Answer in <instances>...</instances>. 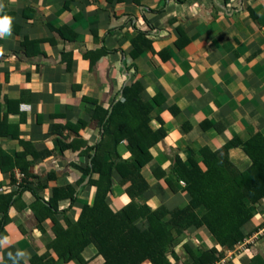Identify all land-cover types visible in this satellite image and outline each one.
Here are the masks:
<instances>
[{
    "label": "crops",
    "instance_id": "1",
    "mask_svg": "<svg viewBox=\"0 0 264 264\" xmlns=\"http://www.w3.org/2000/svg\"><path fill=\"white\" fill-rule=\"evenodd\" d=\"M2 16L10 17V31L0 37V196L13 195L14 203L0 264L18 255L29 264L47 252L66 218L77 222L91 205L104 176L107 209L128 204L130 182L117 165L132 158L129 137L159 138L141 169L148 188L134 200L152 209L190 199L170 174L177 158L189 166L193 157L205 170L203 149L233 143L231 165L251 168L242 143L264 138V0H0ZM102 119H113V128L125 119L115 145L100 147ZM159 169L178 191L154 174ZM25 183L45 200L72 185L76 199L60 200L39 222L42 204L19 189ZM245 204L253 217L241 231L251 234L249 226L264 223V198ZM195 211L202 217L207 209ZM172 245L173 264L189 259L186 245L216 247L219 264H242L226 259L234 248L216 245L205 226L190 227ZM253 245L239 257L264 259V244ZM84 253L87 264L102 263L90 260L93 247Z\"/></svg>",
    "mask_w": 264,
    "mask_h": 264
},
{
    "label": "trees",
    "instance_id": "2",
    "mask_svg": "<svg viewBox=\"0 0 264 264\" xmlns=\"http://www.w3.org/2000/svg\"><path fill=\"white\" fill-rule=\"evenodd\" d=\"M112 120H101L104 134L100 147L111 143L115 145L119 141L115 130H123L124 125L121 123H125V119L115 125L117 129L113 128ZM154 135L151 133L143 138L137 134V139L129 137L132 158L130 162L117 165L123 181L130 182L126 192L132 200L118 211L111 212L107 209L104 198L110 187L104 176L102 183H96L93 202L91 205H84L81 218L77 222L66 218L67 228L56 232L55 239L46 247L47 252L31 257L29 264H70L73 261L87 264L84 252L88 247H93L95 253L90 260L99 257L102 259L101 264H173L169 259L170 255L178 259L173 250V241L190 227L205 226L216 245L225 249L240 246L245 238L264 227V223L256 225L251 234L241 231L242 226L253 217L245 202L248 200L256 203L264 198V138L261 135L242 143L245 152L253 160L251 168L246 171H238L228 159V150L235 146L233 143H227L218 151L203 149L201 157L205 170L193 157L189 158V166L177 158V166L170 174L176 180L184 182V190L190 195V199L184 206L169 209L161 205L152 209L148 204H137L134 200L148 188L141 169L151 161L148 150L159 139L153 138ZM22 168L26 172V168ZM154 174L158 178H165L172 192L178 191L176 184L162 170L159 169ZM24 187L19 189L34 193L26 183ZM5 196H0L2 237L6 236V225L11 220L9 211L14 203L13 195ZM34 196L42 204V208L36 212L38 221L42 222L43 217L59 210L60 200L70 199L71 204L74 203L76 189L72 185L56 188L48 200L35 193ZM199 206L207 209L202 217L195 211ZM137 220H141L140 225ZM185 247L189 259L184 264H219V251L216 247L197 250H192L187 245ZM1 264L25 262L18 255ZM248 264H264V259L256 254Z\"/></svg>",
    "mask_w": 264,
    "mask_h": 264
},
{
    "label": "rangeland",
    "instance_id": "3",
    "mask_svg": "<svg viewBox=\"0 0 264 264\" xmlns=\"http://www.w3.org/2000/svg\"><path fill=\"white\" fill-rule=\"evenodd\" d=\"M254 224V223H253ZM251 225V224H250ZM253 227H252V225L251 226H249V229H251V231H254V229H252ZM262 229H264V227L262 228ZM252 236H253V234L250 236V242L247 244V243H244V244H242V245H240V246H238L237 248H234V249H232V251H228V252H226V253H228V255H227V257H226V259H231V257H238L237 259L238 260H240V261H242V264H248V259L250 260V258H248L249 257V255L247 256H244L242 259L239 257L241 254H242V252L243 251H245V249H247L248 247H250V246H252L254 243H255V245L258 243V244H264V240H263V242H262V239L261 238H263L264 239V232H263V234H260L259 235V238L258 239H252ZM249 238V237H248ZM253 247H254V245H253ZM252 247V248H253ZM259 253V252H258ZM254 256V255H253ZM232 260V259H231ZM237 261V260H236ZM238 262V261H237Z\"/></svg>",
    "mask_w": 264,
    "mask_h": 264
},
{
    "label": "clouds",
    "instance_id": "4",
    "mask_svg": "<svg viewBox=\"0 0 264 264\" xmlns=\"http://www.w3.org/2000/svg\"><path fill=\"white\" fill-rule=\"evenodd\" d=\"M10 31V17H0V37L6 36Z\"/></svg>",
    "mask_w": 264,
    "mask_h": 264
},
{
    "label": "built area",
    "instance_id": "5",
    "mask_svg": "<svg viewBox=\"0 0 264 264\" xmlns=\"http://www.w3.org/2000/svg\"><path fill=\"white\" fill-rule=\"evenodd\" d=\"M263 232H264V229H261L259 232H255L254 234H253V236H252V239H258L259 238V235L260 234H263ZM250 237L249 238H245V240L241 243V245L242 244H244V243H247L248 241L250 242ZM248 242V243H249ZM247 243V244H248ZM222 263H224V262H226V259L224 258L222 261H221Z\"/></svg>",
    "mask_w": 264,
    "mask_h": 264
}]
</instances>
